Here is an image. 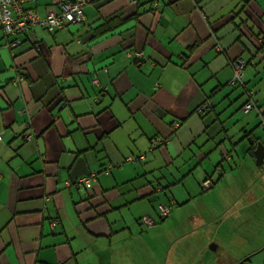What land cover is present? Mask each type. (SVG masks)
<instances>
[{
    "label": "crops",
    "instance_id": "1",
    "mask_svg": "<svg viewBox=\"0 0 264 264\" xmlns=\"http://www.w3.org/2000/svg\"><path fill=\"white\" fill-rule=\"evenodd\" d=\"M63 1L23 7L43 18ZM82 11L53 34L32 25L12 50L0 30V264H146L133 252L255 264L264 236L240 233L236 216L264 212V159L248 150L252 135L264 145V43L253 55L264 0H85ZM239 57L252 59L246 114L228 86ZM210 94L214 109L194 112ZM92 171L87 190L68 185ZM164 194L168 216L143 231Z\"/></svg>",
    "mask_w": 264,
    "mask_h": 264
},
{
    "label": "built area",
    "instance_id": "2",
    "mask_svg": "<svg viewBox=\"0 0 264 264\" xmlns=\"http://www.w3.org/2000/svg\"><path fill=\"white\" fill-rule=\"evenodd\" d=\"M22 0H0V26L3 29L5 35H14L19 31L25 30L27 28L26 21L29 20L32 23L39 22L43 24L48 31H53L57 27H61L65 23L68 22H77L81 20L83 16L82 5L84 0H69L67 2L61 3L59 5L58 11L49 10L47 12L46 18L44 20H40L39 14L37 12H29L26 16L21 19L16 18L13 13L21 14L20 4ZM18 40H13L10 42V46L14 47L18 45ZM140 55V53H139ZM244 66V62L242 59H238L232 66L234 80L240 81L242 76V68ZM93 83H96L97 80L93 79ZM251 95V92L248 91V96ZM253 103L250 99L247 102L242 110L246 112L252 107ZM31 136H26V139H30ZM163 143V140L160 137L154 138V143ZM96 174L93 172L92 176H84L79 177L76 180L75 185L84 184L86 187L90 188L92 186V178ZM70 185V183H68ZM205 187L208 185V181L204 182ZM169 213V206L162 205L160 206L159 216L164 217ZM140 221L142 224L146 226H152L155 224L156 220L153 216L145 214L140 217ZM57 223L56 219L51 220V226L54 227Z\"/></svg>",
    "mask_w": 264,
    "mask_h": 264
},
{
    "label": "trees",
    "instance_id": "3",
    "mask_svg": "<svg viewBox=\"0 0 264 264\" xmlns=\"http://www.w3.org/2000/svg\"><path fill=\"white\" fill-rule=\"evenodd\" d=\"M31 1H34V0H22L21 1V4H20V11L19 12H21V14H18V13H13V15L14 16H16V18H18V19H21V18H23L24 16H26L29 12H37V11H35V10H27V9H25L24 7H23V4L25 3V2H31ZM67 1H69V0H65V1H63V2H60L59 4H58V8H59V5L61 4V3H64V2H67ZM131 2H134L135 4H138V1L139 0H130ZM84 2H85V0H84ZM155 3V2H154ZM153 3V4H154ZM83 5H84V3H83ZM83 5H82V7H83ZM157 3H155L154 5H153V7L151 8L152 10L154 9H156L157 10ZM58 8H57V11H58ZM49 10H47V12H48ZM47 12H45V16L43 17V18H41V16L39 15V17H40V20H44L45 18H46V15H47ZM83 12V11H82ZM38 13V12H37ZM83 19V16H82V18H81V20ZM81 20H79V21H81ZM79 21H77V22H79ZM122 21V20H121ZM69 23H71V22H68V23H65V24H69ZM72 23H75V22H72ZM34 24H39L47 33H50V34H53V33H55L56 32V30H58V29H60V28H62L64 25H62L61 27H57V28H55L53 31H48L47 30V28L43 25V24H41V23H39V22H36V23H32L31 21H29V20H27L26 21V26H27V28L25 29V30H22V31H19V32H17L16 34H14V35H11V37H10V35L8 36V35H5L4 34V32H3V29L1 28V26H0V30H1V32H2V34H3V39H4V43H5V46L9 49V50H12L13 48H15V47H18L20 44H21V42H22V38L24 37V36H26L27 34H28V32L30 31V28H31V26L32 25H34ZM264 38V37H263ZM215 39H216V42H217V46H219L220 47V49L223 51V48L219 45V39L215 36ZM13 40H18L19 41V43H18V45H16V46H14V47H11L9 44H10V42H12ZM263 43H264V39L263 40H261V38L259 39V40H257V41H255V44L253 45V47H254V49H253V55H254V57H255V55L257 54V53H259V52H261V49H262V45H263ZM139 53H140V55H139ZM252 55V56H253ZM134 59H144L145 58V56H144V54H143V52H141V51H137V52H135L134 53V57H133ZM253 58V57H252ZM238 59H242L243 60V62H244V66H243V68H242V76H241V79H240V81H236V80H234V76H233V69H232V66H233V64L238 60ZM252 59H250V60H244L243 58H236L235 60H232V61H230V67H231V70H232V75H231V78H230V80L228 81V86L229 87H231V88H236V87H242L243 88V90H244V96H245V101L239 106V108H238V111L240 112V113H243V114H246V113H248L254 106L255 107H257L256 106V103L254 102V100H253V92H252V90H250V88L247 86V84H246V82L243 80V72H244V69H245V67L249 64V63H251L250 61H251ZM20 79V78H19ZM18 79V80H19ZM94 78H92V80H93ZM248 91H250L251 92V95L250 96H248ZM212 96H211V94L210 95H208L207 97H205L204 98V100L195 108V110H194V112H197L198 114H200V115H202V114H204V112H206V111H210V110H213L214 109V103H212V98H211ZM252 100V103H253V105H252V107H250V109L249 110H247L246 112H244L243 110H242V108H243V106L247 103V102H249V100ZM58 103H60V102H58ZM259 116H260V122H259V126H260V128L261 129H264V111H262L261 113H259ZM176 122H178V123H181V120H174L173 121V126L174 127H176L177 125H176ZM263 127V128H262ZM26 136H30V135H28V134H25L24 135V138L26 139ZM0 137H1V134H0ZM31 138V137H30ZM162 140H163V143H161L162 145L163 144H165L166 143V139H163L162 137H160ZM252 143L250 144L251 146H250V148L248 149V150H250V154H251V152L253 153V151L255 150L254 148L256 147V143H257V141H261V139H260V137H258V136H253L252 135ZM156 145H160V143H155ZM93 172L94 171H92L91 172V174H88L87 176H89V175H91L92 176V174H93ZM96 175V174H95ZM95 175L93 176L94 178H95ZM81 177H84V176H81ZM79 178V177H78ZM94 178H92V181L94 180ZM76 180H77V178L71 183L70 182V184H72V185H75L74 183H76ZM205 181H208V185L205 187V185H204V182ZM213 185V182L210 180V179H208V178H206V179H204V180H202L201 181V183H200V190L202 191V190H205V189H208V188H210L211 186ZM76 186H83L84 188H86V190L88 189V187H86L83 183L82 184H78V185H76ZM159 189H161V187L159 186ZM165 195V197H166V202H164V203H162L160 206H162V205H167V206H169V209H170V207H172L173 205H174V202H175V199L173 198V196L171 195V194H168V195H166V194H164ZM160 206H159V208H158V213H157V216H158V218H159V220H161V219H163V218H165L166 216H164V217H160L159 216V211H160ZM169 214V213H168ZM168 216V215H167ZM53 220V219H52ZM157 222V221H156ZM155 222V223H156Z\"/></svg>",
    "mask_w": 264,
    "mask_h": 264
},
{
    "label": "rangeland",
    "instance_id": "4",
    "mask_svg": "<svg viewBox=\"0 0 264 264\" xmlns=\"http://www.w3.org/2000/svg\"><path fill=\"white\" fill-rule=\"evenodd\" d=\"M236 89L237 90L235 91V93H237V92H238V94L240 93L238 91V89L241 90L242 93L244 92L242 87H238ZM241 114H243V113H241ZM257 216H259V218L258 217H256V218L253 217L251 220H247V221H244L246 219L245 211L241 212L238 216H236V218H239L238 221H240V223L237 222V221H235V222H237L238 227L242 229V231H240V233L244 231V233L245 232H249L253 237H262V236H264V212L262 210H259ZM126 217L127 218H132L133 215L131 216V213L129 212L128 215H126ZM155 220L156 221L159 220L158 216H157V218H155ZM242 222H243V224H241ZM157 224H160V223H156L155 225H157ZM144 226L142 228L143 231H145L148 227H151V226H146V225H144ZM153 226H154V224H153ZM132 255L133 256L135 255L136 258H139V256H140V258L146 256L145 257L146 264L151 262V260L147 257V256L150 255V253H148V252H146V255H144L142 253H139V255H138L137 253L133 252ZM164 256H163V258H164ZM253 257H255V261H254L255 264H263L264 263V246L261 247L259 252L256 255H254Z\"/></svg>",
    "mask_w": 264,
    "mask_h": 264
},
{
    "label": "water",
    "instance_id": "5",
    "mask_svg": "<svg viewBox=\"0 0 264 264\" xmlns=\"http://www.w3.org/2000/svg\"><path fill=\"white\" fill-rule=\"evenodd\" d=\"M249 142L251 143V141ZM254 153L256 156V164H261L264 159V145L260 141H257Z\"/></svg>",
    "mask_w": 264,
    "mask_h": 264
},
{
    "label": "bare ground",
    "instance_id": "6",
    "mask_svg": "<svg viewBox=\"0 0 264 264\" xmlns=\"http://www.w3.org/2000/svg\"><path fill=\"white\" fill-rule=\"evenodd\" d=\"M14 78V77H13ZM19 81V80H18ZM244 93V92H243ZM240 97V96H239ZM256 103V102H255ZM239 108V107H238ZM177 125V124H176ZM252 127V126H251ZM263 128V127H262ZM255 130V129H254ZM260 130H261V128H260ZM164 139V138H163ZM247 146H248V144H247ZM236 153V152H235ZM204 159V158H203ZM209 166V165H208ZM190 188V187H189ZM159 191V190H158ZM160 193V192H159ZM162 193V192H161ZM186 193V192H185ZM165 198V197H164ZM176 208V207H175ZM155 211V210H154ZM166 220V219H165ZM198 231V230H197ZM195 232V231H194ZM199 233V232H198ZM198 254V253H197Z\"/></svg>",
    "mask_w": 264,
    "mask_h": 264
}]
</instances>
